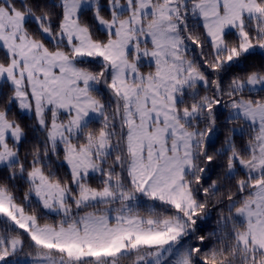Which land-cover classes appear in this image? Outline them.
Wrapping results in <instances>:
<instances>
[{
    "label": "snow or ice",
    "instance_id": "snow-or-ice-1",
    "mask_svg": "<svg viewBox=\"0 0 264 264\" xmlns=\"http://www.w3.org/2000/svg\"><path fill=\"white\" fill-rule=\"evenodd\" d=\"M0 264H264V0H0Z\"/></svg>",
    "mask_w": 264,
    "mask_h": 264
},
{
    "label": "trees",
    "instance_id": "trees-1",
    "mask_svg": "<svg viewBox=\"0 0 264 264\" xmlns=\"http://www.w3.org/2000/svg\"><path fill=\"white\" fill-rule=\"evenodd\" d=\"M223 139V137L221 136V140ZM213 179H215V175H213ZM210 183V181H209ZM24 191L23 188L20 189V193L22 194ZM216 213L215 211H213V214H212V217L211 219H209L205 225V233L208 232V231H211L212 228L215 226V222H216ZM205 233H202V234H205Z\"/></svg>",
    "mask_w": 264,
    "mask_h": 264
}]
</instances>
